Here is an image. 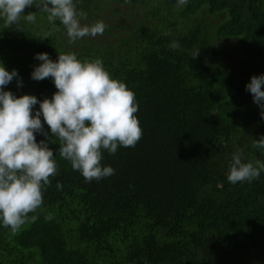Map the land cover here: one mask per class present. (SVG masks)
<instances>
[{
  "label": "trees",
  "instance_id": "16d2710c",
  "mask_svg": "<svg viewBox=\"0 0 264 264\" xmlns=\"http://www.w3.org/2000/svg\"><path fill=\"white\" fill-rule=\"evenodd\" d=\"M74 3L87 14L82 25H107L103 35L70 43L35 4L24 10L35 23L22 15L5 28L0 19V63L18 72L4 90L53 96L51 78H31L38 53L99 58L135 93L143 135L114 155L103 150L102 166L115 173L88 182L60 157L55 137L37 132L58 172L18 232L0 221V264H264V171L252 182L227 179L237 150L243 162H264L254 147L262 109L246 90L264 75V0ZM44 131L51 136L46 122Z\"/></svg>",
  "mask_w": 264,
  "mask_h": 264
},
{
  "label": "clouds",
  "instance_id": "9594fccd",
  "mask_svg": "<svg viewBox=\"0 0 264 264\" xmlns=\"http://www.w3.org/2000/svg\"><path fill=\"white\" fill-rule=\"evenodd\" d=\"M187 3L188 0H178L177 6ZM34 4L40 12L48 14L51 24L60 21L70 43L103 35L107 27L103 21L82 25L81 19H86L87 14L77 11L74 0H0V19L5 28L19 23L22 15L27 22L35 23V12L24 14ZM170 34V31L165 33ZM170 47L175 50L180 45L173 41ZM58 54V61L50 59L46 52L35 57L42 63L35 67L31 78L36 81L51 78L57 89L51 98L43 101L34 95L17 97L5 91L18 72H10L0 63V221L13 234L29 221V213L42 205L43 191L50 186V177L58 172L48 143L53 137L59 141L60 157L91 182L115 173L111 166H102L103 150L114 155L118 146L135 147L143 135L135 115L139 107L135 93L124 82L112 78L101 59L81 61L74 52ZM18 83L22 86V81ZM246 90L262 109L264 118V75L253 76ZM37 104L39 110L33 115ZM45 122L51 136L44 131ZM37 132L48 137V141L38 143ZM254 147L264 149V136L254 140ZM262 171L264 162H243L241 150H237L227 179L232 184L252 182ZM57 187L62 184L58 182ZM35 219L31 217L33 222Z\"/></svg>",
  "mask_w": 264,
  "mask_h": 264
}]
</instances>
